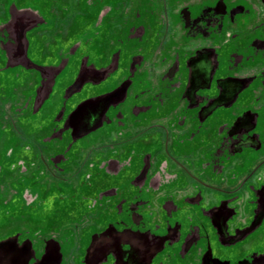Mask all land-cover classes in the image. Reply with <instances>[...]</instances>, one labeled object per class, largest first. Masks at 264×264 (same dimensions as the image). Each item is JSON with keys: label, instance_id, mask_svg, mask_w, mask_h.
I'll return each instance as SVG.
<instances>
[{"label": "flooded vegetation", "instance_id": "af4514ba", "mask_svg": "<svg viewBox=\"0 0 264 264\" xmlns=\"http://www.w3.org/2000/svg\"><path fill=\"white\" fill-rule=\"evenodd\" d=\"M0 264H264V0H0Z\"/></svg>", "mask_w": 264, "mask_h": 264}]
</instances>
